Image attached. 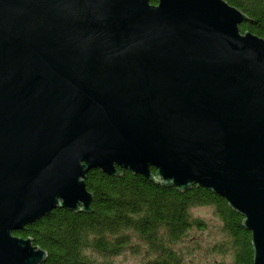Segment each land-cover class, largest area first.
Here are the masks:
<instances>
[{
    "label": "water",
    "instance_id": "95a60500",
    "mask_svg": "<svg viewBox=\"0 0 264 264\" xmlns=\"http://www.w3.org/2000/svg\"><path fill=\"white\" fill-rule=\"evenodd\" d=\"M248 19L228 0H0V264L46 257L13 230L91 211V168L212 189L264 264V37Z\"/></svg>",
    "mask_w": 264,
    "mask_h": 264
},
{
    "label": "trees",
    "instance_id": "16d2710c",
    "mask_svg": "<svg viewBox=\"0 0 264 264\" xmlns=\"http://www.w3.org/2000/svg\"><path fill=\"white\" fill-rule=\"evenodd\" d=\"M228 1L249 16L241 31L264 37V0ZM85 185L91 211L57 206L13 230L45 249L40 264H116L114 256L127 250L141 264H254L244 215L212 189L179 190L128 169L110 175L99 168L86 172ZM201 206L211 208V218L193 213Z\"/></svg>",
    "mask_w": 264,
    "mask_h": 264
},
{
    "label": "rangeland",
    "instance_id": "374dc122",
    "mask_svg": "<svg viewBox=\"0 0 264 264\" xmlns=\"http://www.w3.org/2000/svg\"><path fill=\"white\" fill-rule=\"evenodd\" d=\"M193 213L199 216H205L211 218V208L208 206H201L193 208ZM141 255L133 254L128 250L122 254L114 256L116 264H141L140 263ZM202 260L208 262L209 258H202Z\"/></svg>",
    "mask_w": 264,
    "mask_h": 264
}]
</instances>
